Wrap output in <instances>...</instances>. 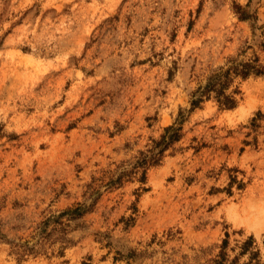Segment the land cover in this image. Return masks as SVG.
Returning a JSON list of instances; mask_svg holds the SVG:
<instances>
[{"label":"rangeland","instance_id":"obj_1","mask_svg":"<svg viewBox=\"0 0 264 264\" xmlns=\"http://www.w3.org/2000/svg\"><path fill=\"white\" fill-rule=\"evenodd\" d=\"M256 58L264 0H0V264H264V70L191 105Z\"/></svg>","mask_w":264,"mask_h":264},{"label":"trees","instance_id":"obj_2","mask_svg":"<svg viewBox=\"0 0 264 264\" xmlns=\"http://www.w3.org/2000/svg\"><path fill=\"white\" fill-rule=\"evenodd\" d=\"M264 68L258 64L257 58L253 62H243L235 63L233 66H229L226 69L220 68L217 71L213 72L208 78L204 86L199 87L195 92V99L191 100L192 107H198L204 97H209L211 94H214L217 102L224 108H233L236 105V100L231 93H227V89L230 86L233 75L240 76L242 78H247L251 74H261ZM180 128L175 127L174 125L167 126L164 129V133L161 135V138L155 143V147H160L158 155H161L164 149H166L171 143L178 141L180 139ZM156 153L153 149L150 151V155H145L141 161V165L148 164L151 160L157 162ZM252 243V237L244 242L242 247V253L248 251L249 245ZM228 241L225 239L222 244L221 252L219 254V259L216 261V264H226L227 254L225 252ZM232 260L229 264H232Z\"/></svg>","mask_w":264,"mask_h":264},{"label":"bare ground","instance_id":"obj_3","mask_svg":"<svg viewBox=\"0 0 264 264\" xmlns=\"http://www.w3.org/2000/svg\"><path fill=\"white\" fill-rule=\"evenodd\" d=\"M236 217L248 224L264 222V205L250 203L247 207L244 206L241 215H237Z\"/></svg>","mask_w":264,"mask_h":264}]
</instances>
